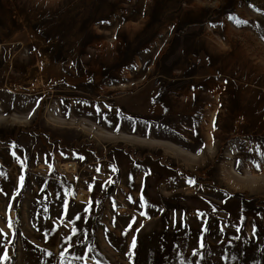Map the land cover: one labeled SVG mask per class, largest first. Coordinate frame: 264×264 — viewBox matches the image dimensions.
Returning a JSON list of instances; mask_svg holds the SVG:
<instances>
[{"label": "rangeland", "instance_id": "obj_1", "mask_svg": "<svg viewBox=\"0 0 264 264\" xmlns=\"http://www.w3.org/2000/svg\"><path fill=\"white\" fill-rule=\"evenodd\" d=\"M0 264H264V0H0Z\"/></svg>", "mask_w": 264, "mask_h": 264}, {"label": "built area", "instance_id": "obj_2", "mask_svg": "<svg viewBox=\"0 0 264 264\" xmlns=\"http://www.w3.org/2000/svg\"><path fill=\"white\" fill-rule=\"evenodd\" d=\"M63 169L65 171L75 172L76 171V166L73 163H66V164L63 165Z\"/></svg>", "mask_w": 264, "mask_h": 264}, {"label": "snow or ice", "instance_id": "obj_3", "mask_svg": "<svg viewBox=\"0 0 264 264\" xmlns=\"http://www.w3.org/2000/svg\"><path fill=\"white\" fill-rule=\"evenodd\" d=\"M132 246L135 247V240H133V245Z\"/></svg>", "mask_w": 264, "mask_h": 264}, {"label": "bare ground", "instance_id": "obj_4", "mask_svg": "<svg viewBox=\"0 0 264 264\" xmlns=\"http://www.w3.org/2000/svg\"><path fill=\"white\" fill-rule=\"evenodd\" d=\"M84 198V197H83Z\"/></svg>", "mask_w": 264, "mask_h": 264}]
</instances>
